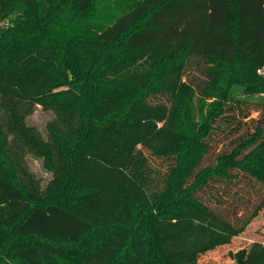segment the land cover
<instances>
[{
	"label": "trees",
	"instance_id": "obj_1",
	"mask_svg": "<svg viewBox=\"0 0 264 264\" xmlns=\"http://www.w3.org/2000/svg\"><path fill=\"white\" fill-rule=\"evenodd\" d=\"M0 20V150L16 177L0 172V264H200L260 215L264 100L235 86L264 96V0H0ZM39 106L45 129L28 121ZM163 107L174 142L153 177L134 158ZM11 235L42 239L4 258ZM229 255L264 264V241Z\"/></svg>",
	"mask_w": 264,
	"mask_h": 264
},
{
	"label": "rangeland",
	"instance_id": "obj_2",
	"mask_svg": "<svg viewBox=\"0 0 264 264\" xmlns=\"http://www.w3.org/2000/svg\"><path fill=\"white\" fill-rule=\"evenodd\" d=\"M5 21L0 20V26H5ZM199 59H193L192 64L187 69V80L191 86L196 87L199 83H202L206 76L203 73V66L199 67ZM236 95L241 97H251L253 100H264V96L259 93H245L242 91V88L239 85L235 86ZM208 102H196L190 111L188 110V125L191 130L197 129V125L200 123L201 119L196 115L193 116L194 112H198V108L202 111H207L206 106ZM165 107L161 108V112L163 113L164 117L159 123V128L156 130L155 134H153L150 138L146 140L144 144L140 146L138 153L134 158V164H144L149 167L151 170L150 176H156L154 172L160 171L165 172L169 160L163 155L165 151V145H169L174 142V133L170 130L167 126H165L166 121H168L169 113L165 110L162 111ZM203 108V109H202ZM254 116H257L258 113L254 112ZM53 117L52 112L44 110L41 106H39L35 112L29 116L28 121L31 124L38 126L41 129H45L46 123ZM82 136H77L70 138L68 140L67 149H74L77 146ZM195 143L188 142V144L184 147L185 153L184 157L185 160L188 162V157H192L195 151ZM29 162L31 164L32 169L43 178L45 181L49 180L52 177V172L49 168L43 166L41 159H34L29 157ZM137 164V165H138ZM136 165V166H137ZM187 165L183 166V169H186ZM0 172L3 175H9L13 180L16 181V177L14 176L13 169L8 166L4 161V153L0 150ZM182 174L179 172L175 174V179H177ZM248 198H251L252 201L256 202L255 195L251 194L248 195ZM42 238L38 236H17L11 235L8 243L4 247V254L3 257H6V253H11L15 250L20 249L23 245L29 244L35 240H41ZM252 240H260L264 241V208L261 210L260 215L249 225L245 233L242 236L236 238L231 244L227 246H222L214 251L208 252L205 255H202L199 263L200 264H234L233 259L229 255L230 251H237L240 248L249 246ZM47 242V240H46ZM49 243H53L54 245H58L61 248L65 249L68 252L77 253L82 248V244H68L56 241H48ZM3 261V259L1 258ZM5 260V259H4ZM15 264H23L22 262L15 261Z\"/></svg>",
	"mask_w": 264,
	"mask_h": 264
},
{
	"label": "built area",
	"instance_id": "obj_3",
	"mask_svg": "<svg viewBox=\"0 0 264 264\" xmlns=\"http://www.w3.org/2000/svg\"><path fill=\"white\" fill-rule=\"evenodd\" d=\"M257 73H258L259 75L264 76V67H259V68L257 69Z\"/></svg>",
	"mask_w": 264,
	"mask_h": 264
}]
</instances>
